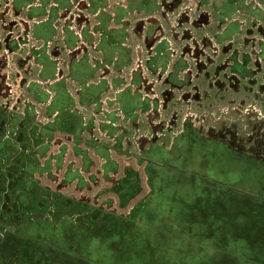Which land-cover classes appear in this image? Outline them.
Returning <instances> with one entry per match:
<instances>
[{
	"label": "rangeland",
	"instance_id": "1",
	"mask_svg": "<svg viewBox=\"0 0 264 264\" xmlns=\"http://www.w3.org/2000/svg\"><path fill=\"white\" fill-rule=\"evenodd\" d=\"M207 1L175 2L171 23L178 38L174 47L182 44V33H189V20L198 18L204 10L210 15V24H194L191 31L193 29L196 35H208L215 42L213 34L219 29V18ZM162 2L167 4L171 1ZM11 3L13 0H0V7L11 10ZM155 16L158 17V14ZM131 18L146 17L132 14ZM238 18L242 31L239 38L234 40L235 45L241 51L250 53L252 43L250 41L245 45L246 40L252 39L254 34L261 38L258 30L252 31V28L256 23L264 25L263 21L253 23L247 16ZM10 20H7L10 26L6 28L7 33L11 27H15ZM24 31L21 28L19 37L25 35ZM213 45L215 47L192 45L191 48L192 52L199 48L201 55L211 57L215 55L214 49H221L218 44ZM219 60L220 57H216V61ZM145 73L149 74V70H145ZM239 80L237 89H231V93L216 96L214 91L210 92L211 89L206 90L205 105L199 101L189 102V111L184 109L179 112V121L170 130L180 132L181 119L190 113L193 115L190 120L193 129L214 131L216 136L211 140L209 133L188 134V145L191 146L187 153L197 160H188L184 170H178L177 182L168 174L170 169L142 152L147 138L151 139L154 135L161 137L166 134L167 147L173 142V137L186 135L152 133L153 130L147 125V117L152 116L153 108L143 114L146 132L128 133V145L108 143L104 136L97 139L99 144L105 145V149L116 150L114 152L118 159L117 167L108 171L105 180H101L103 176L99 171L97 182L91 180L86 184L85 181L76 186L61 179L58 183L45 179L40 186L28 188L27 177L16 180L6 175V187L0 189V264H105V259L97 256V260L93 261L94 256L88 253L86 246L88 240L98 236L100 245H106L107 250L119 247L123 241L121 252H125L123 247L126 245L123 244L126 240L123 238L127 234L132 237L140 232V228L144 230L146 225L159 219L158 225L162 226L155 230L160 241L156 250L150 255L143 254L141 249L135 251L132 264H152L159 259L156 255H165L168 248L174 255L170 264H200V257L210 264H226L228 261L229 264H264V89L256 92L249 85L251 82L248 78ZM14 83L18 81L14 80ZM151 96L153 98L154 94ZM7 111L9 116L2 113L0 117L2 120L8 118L5 127H0V133L11 132L12 111ZM21 126L24 124L21 123ZM224 131L227 132L222 133ZM26 132L27 127L20 130L23 152L26 146L33 143ZM208 140L213 145H225L226 150L218 152L207 147L203 141ZM23 152L8 161L18 163L17 159L26 157ZM17 165L20 167V163ZM186 176L187 182L182 179ZM14 182L17 185L10 188ZM164 201H168V204H163ZM166 210L172 216H164L163 211ZM170 219L176 222L179 219L180 227L182 223H188V227L182 225L187 231L184 240L170 241V233H173L168 228ZM47 221L57 228L67 222L65 228L71 233L68 238L72 241L73 235L79 247L74 250L59 249V244L52 241L58 238L57 235H46L41 225H36ZM199 225L200 229L196 230ZM230 240H233L231 244ZM160 243L163 250L159 248Z\"/></svg>",
	"mask_w": 264,
	"mask_h": 264
},
{
	"label": "crops",
	"instance_id": "2",
	"mask_svg": "<svg viewBox=\"0 0 264 264\" xmlns=\"http://www.w3.org/2000/svg\"><path fill=\"white\" fill-rule=\"evenodd\" d=\"M238 1H217L216 8L226 13L222 5L233 7L230 3ZM241 1L243 7L227 12L224 23L216 12L219 29L215 33L222 41L239 38L242 24L238 17L263 20L254 2L264 0ZM11 4L10 14L0 21V75L1 80L5 78L0 87V117L2 113L9 116L7 110H11L13 121L11 132L0 133V140L17 146L18 152L10 157L15 158L23 152L20 130L27 127L33 143L23 154L39 149L36 159L49 168L55 182L68 180L76 186L92 179L97 182L99 171L105 180L114 165L108 166L101 150L105 145L97 139L104 136L108 143L124 146L129 142L128 133L146 132L143 114L152 109L147 101L151 93L138 86L139 80L130 86L129 76L138 57L146 56L147 33L160 26L167 28L160 16L147 19L156 13L154 5L163 6L162 0H13ZM15 6L21 12L19 17L13 14ZM132 14L146 17L140 18L145 20L144 27L136 23L137 18H131ZM171 15H167L170 21ZM9 18L15 27L6 34ZM20 25L30 46L12 51L4 44L5 37L18 38ZM160 42L151 38L147 44L150 51L165 57L151 64L152 70L165 63L166 71H170L176 47L170 39ZM145 76L152 80L151 71ZM7 121L0 118V127ZM107 151L110 161L118 165L116 150ZM37 179L41 184L45 179L53 180L48 173L37 175Z\"/></svg>",
	"mask_w": 264,
	"mask_h": 264
},
{
	"label": "flooded vegetation",
	"instance_id": "3",
	"mask_svg": "<svg viewBox=\"0 0 264 264\" xmlns=\"http://www.w3.org/2000/svg\"><path fill=\"white\" fill-rule=\"evenodd\" d=\"M176 1L178 0H171L170 3L163 4L162 7L161 4H156L153 6L152 10L156 13L150 18L148 17L147 19H157L158 17H156L155 15L158 14V16L162 17L164 21H166L165 23L167 24V28L165 29L164 27L160 26V28L151 29V31L147 33L146 56H144L143 58L138 57L136 61V64L138 65L137 69L134 71L132 69V73L130 72L131 77H129V80L131 82L130 86H134L135 81L139 80L140 84L138 86H144L148 89V91H150L151 94H154L153 98L152 96L147 97L149 98L147 99V101H150V103H152L151 106L153 108L151 114L152 116L147 117V125L153 130L152 133L186 134L185 139H183L182 141L183 144L184 142L186 144L180 149L176 148V150H172L174 145L177 144L176 142L178 141V138L175 137H173L175 138L174 140L172 138L173 142L169 147L165 145V140H167L165 137L166 134H162L161 137H156L154 135L153 137H151V139L146 137L148 140L144 144V146H142V152L148 151L155 156L159 152V149L156 147H161L169 150V156L167 160H170V165H173L174 167L182 166L185 165V163H188L187 161L189 160V153H187V151L189 147V133H209V139L211 140H213L216 136L214 134V131L205 132L200 128L193 129L192 123L190 121L192 120L191 117L193 115L190 113H187L186 117L181 119L182 130L180 132H174L170 130V128H173V126H175L179 121V112L183 111L184 109L187 110V112L189 111V102L193 103L195 101H199L200 103H204L205 105V103H207L204 95L206 90L211 89L210 92L214 91L216 96H223L231 93V89H237L236 84L240 82L239 79L248 78L251 82L249 83V85L251 84V88L254 87L256 89V92H261L264 89V25L261 24L259 26V23L254 24L255 26L252 28V31L258 30L261 38H258L257 35L254 34L252 39L246 40L245 45L250 41L252 43L251 51L250 53H248L247 51H241L238 45H235L233 39L228 40L227 42L222 41L219 37V34L217 33L213 34L215 42H213V40L209 38L208 35L194 34L193 29L191 31V28H193L194 24L202 26H208L210 24V15L205 10L200 14L198 18L191 21L189 20V33L186 35L185 33H182L180 37V42H182V44L180 46H176V50H174V52L172 53L174 57V66L172 67V69L170 71H166L167 68L165 67L166 64L164 63L162 67L155 66V69L152 70L153 68L151 67V64L163 61L165 60V57L161 56L160 54H156V52L154 53L148 49L147 44L150 39L154 38V41H156V43H159L160 41L162 42L165 39H170V43H172V45L176 44L178 35L174 32L175 27L171 26V21L169 20V16H167L169 13H174L173 10H175ZM217 1L223 0H209L207 2L211 4V7L215 12H218L220 14L221 23H224L227 20L225 16H227V12L231 11L233 7H237V9H241L243 7L241 0H239L235 4L230 3V5H232L233 7H226L222 5V9L226 10V13H224L216 8ZM262 4L264 3L260 1H257V3L254 2L257 11H261L260 16H262V18L260 19H263L262 21L264 24V8L262 9ZM17 10L18 9L15 6L13 11L14 15L21 13ZM236 11L239 12L238 10ZM9 12L10 8L2 10L0 7V21L5 19ZM16 17H19V15H17ZM256 21H258V19L253 20V23H255ZM143 22H145V20H140V18H137L136 20V23H139L144 27L145 23L143 24ZM152 22L153 21H150L149 23ZM185 22L188 23V21ZM0 36H2V33L0 34ZM26 36L27 35H23L14 39L12 35L6 36L4 44H6L8 46V49L12 51L18 50L22 46H30V40ZM0 42L1 48L3 42L1 40ZM214 43L218 44L221 49H214L213 52L215 55H212L211 57H204L203 55H201L199 48H197L196 51L192 52V45H196L197 47H215L213 45ZM216 57H220V60L216 61ZM145 70L151 71L152 81L148 76H145ZM225 72H228L229 74H225ZM4 81L5 78L2 77L1 80L0 75V87L3 85ZM191 110H193V107L191 108ZM226 132L227 131H224L222 133ZM181 137H183V135ZM222 147L223 149H225L226 146L223 145ZM227 149L229 150L230 148ZM184 150L185 154L183 153Z\"/></svg>",
	"mask_w": 264,
	"mask_h": 264
},
{
	"label": "trees",
	"instance_id": "4",
	"mask_svg": "<svg viewBox=\"0 0 264 264\" xmlns=\"http://www.w3.org/2000/svg\"><path fill=\"white\" fill-rule=\"evenodd\" d=\"M247 11V9H245ZM183 139H185V137H179L177 140V144L174 145L172 150H176L180 149L182 147L185 146V142L183 144ZM35 143H39V139L35 138ZM190 141V140H189ZM203 143L206 144L207 147L220 152V150H223L222 145L218 146V145H213L211 143V141L209 142H205L203 141ZM189 146H191L189 144ZM159 149L158 154L155 156L151 153H149L148 151H144V154H147L148 156H150L153 160H155L154 162H158L159 164L164 165L165 167H167V169H170V172L168 174H171L170 177L173 178L174 182H177L178 177H179V169H183L184 170V166H178V167H174L171 164L170 160H167L168 158V152L169 150H166L165 148H161V147H156ZM102 152L104 153V157L107 158L108 161V166H113L117 167V164H115V162H111L110 161V154L109 151H107V149H101ZM226 150V149H224ZM228 150V149H227ZM18 152L17 146H14L13 144H11V142L9 140H0V189H4L6 187V175H10L13 177V179H21L24 180V177H27V179H25V181L27 182V187L28 188H34L37 186L41 185V181L39 179H37V175H42L44 173H48V175L51 177V179L55 180L53 178V173H51V171H49V168L46 167H42L41 163L36 159V156L39 154V149H34L32 152L30 151V153H28L26 155V157L24 158V160L18 159V163H20V167L17 165L18 163H11L8 160L10 159V157L13 156V154H16ZM185 154V150L183 152ZM162 157V158H161ZM166 160H164V159ZM193 159V156L189 153V160ZM197 160V158L194 156L193 160ZM110 163V164H109ZM113 167V169H114ZM71 176H73V174L70 172ZM70 176V175H69ZM169 178V179H171ZM182 179H184L187 182L188 177H182ZM93 181H95V179H92ZM67 183L70 182L68 180H66ZM84 182L82 181L80 184H83ZM17 185L16 182H14L13 184H10V188H12L13 186ZM1 199V197H0ZM168 204V201H164L163 204ZM165 205H163L164 207ZM159 210V209H157ZM164 216L168 217V216H172L171 213H168V211H163ZM162 216V215H159ZM162 216V217H164ZM177 218L174 217V220ZM161 219H159L160 221ZM158 220H154V222L152 221L149 225H146L144 230H142L140 228V232L139 233H134V236H129V234H127V236L125 238H123V240L125 241V243L123 245H126L124 248L125 252H121V245L123 243V241H121L120 246L116 247V248H111L109 250H107V246H101L100 245V240L98 238V236H95L93 239L88 240L86 246L87 248H89L88 253L93 258V261H96L97 257L101 258V259H105L104 263L105 264H132L133 260L132 257L135 255V251L141 249L142 253L145 255H150L151 252H153L154 250H156L157 247V243L160 242L158 240V235L155 232V230H157V227H161L162 225H158L159 224ZM181 223V221L178 219V221H172V219L169 220L168 223V228L171 229V231L173 233L169 239L171 242H174V240H179L181 238H183V240L186 238V230L183 229L182 225L185 227H188V223H182L181 227L179 226V223ZM67 223V222H66ZM61 225L60 227H56L53 223L47 221V222H42L41 224H36V225H41V229L45 231L46 235H57V239L53 240V242H56L57 244H59L57 247L59 249L62 250H74L76 249L78 246L77 242H75V237H73V235H71L72 241L69 240L68 236L71 234L68 231V228H65V225ZM53 224V225H52ZM50 227V228H49ZM201 227V225L197 226L196 230H199ZM67 230V231H66ZM34 233H36L35 231H33ZM156 235H155V234ZM169 234V233H166ZM45 237V235L43 234V238ZM77 240H80L79 237H77ZM46 241H49L48 239H46ZM51 242V240L49 241V243ZM233 242V240H230V244ZM159 248H161L163 250V246L160 243L159 244ZM168 252L165 255L160 256L159 254H157L156 256L159 258L157 260H155V262L152 264H170L172 257L174 256L171 253V249L168 248ZM200 259V264H210V262L205 261L203 258H199ZM182 260V259H179ZM231 263V262H230ZM173 264V262H172ZM229 264V261L226 263Z\"/></svg>",
	"mask_w": 264,
	"mask_h": 264
}]
</instances>
